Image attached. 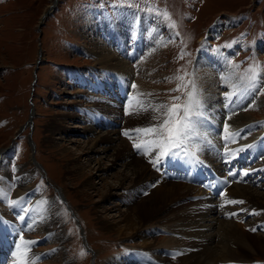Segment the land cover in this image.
Instances as JSON below:
<instances>
[{"label": "rangeland", "instance_id": "rangeland-1", "mask_svg": "<svg viewBox=\"0 0 264 264\" xmlns=\"http://www.w3.org/2000/svg\"><path fill=\"white\" fill-rule=\"evenodd\" d=\"M48 9L51 11L42 21ZM127 13L134 19L131 24L134 22L137 26L135 16H138L145 20L149 28L156 27L149 43L134 58L126 57L125 52H118L114 37L106 38L104 34V30L107 32L106 29L116 28ZM102 48L115 54L105 63L100 58ZM223 54L226 63L245 87L252 75L249 69L255 66V70L261 72V66H264V0H0V166L3 162L5 165L0 167V219H5L7 229L18 225L16 227L23 231L22 221L15 223L16 204L29 206L31 203L34 207L40 202L46 219L54 216L53 212L47 213V204L54 201V213L59 221L58 225H52L49 233L29 231L24 226L26 232H23V239L34 242L29 249L35 252L34 256L37 255V263L113 264L111 258L128 253L129 248L144 247L141 244L145 239H118L117 231L105 225L106 220H118L119 211L115 208L106 210L103 206L111 207L113 201H121L114 199V194L102 201L100 193L105 192L108 184L116 182L110 174L119 171L120 165L111 166V158L103 156L101 166L106 170L112 168L107 170L109 175H102L104 180H101L95 174V156L98 160L100 153L97 150L98 153L88 162L84 153L88 150L87 146L97 141L101 129H116L118 134L117 130L127 124L115 121L116 114L110 110L115 104L127 116L131 107L141 102L145 95L147 101L151 98L170 107L173 104L185 105L189 93H194V99H202L205 110H212L218 116L229 112L230 116L235 108L236 112H243L241 121L245 126L252 127L251 133L255 131L253 134H258L264 130V92L260 89L254 92L261 98L257 107L249 110L244 104L238 106L235 102L229 104L232 110L227 111L228 104L220 98L228 95L230 87L214 77L222 69L215 70L200 63L204 55ZM39 59L41 61L36 68ZM120 60L130 65L132 70L128 80L131 85H125L128 92L122 93L125 98L133 95L123 105L119 100L113 102L109 99L108 93H113V86L122 89L118 84L121 78L115 74L118 70L114 68ZM203 67L209 71L204 72ZM261 78L264 79V72H261ZM208 79L214 85L212 89L207 84ZM178 86L179 90L175 91ZM104 101L106 107L102 106ZM183 115L181 111L178 118ZM96 117L98 122L94 120ZM133 118L136 119L137 114L134 113ZM204 120L207 121L206 118ZM145 127L138 126L140 129ZM134 131L144 135L138 129L128 132ZM251 133L248 134L253 135ZM121 135L128 147L134 143L125 134ZM145 140L143 136L135 141ZM222 141L225 142L224 138ZM140 144L142 152L148 144ZM100 147L97 146L98 149ZM226 152L229 151L224 150ZM5 153L7 161L3 160ZM261 154L262 161L259 163L263 166L264 151ZM139 155L135 157L146 159V164L150 165L145 156ZM20 168L24 171L19 172ZM245 168L242 167V170ZM7 170L11 172L10 176ZM158 170L165 173L160 168ZM29 172L28 184L31 183V187L20 196L16 183ZM263 173L252 176H258L259 183L253 187L262 192L264 178L261 181L260 176ZM161 177L155 180V184L162 181ZM155 184L150 185L151 189H155ZM231 189L229 187L224 195L230 194ZM144 193L148 195V192ZM231 196L237 198L234 194ZM205 197L199 195L188 200L197 202ZM241 205L235 211H242ZM120 206L126 208L122 204ZM252 207L254 218L264 213L263 207ZM225 215L224 219L233 220L246 232L252 235L259 233L257 228L245 224L250 215L243 219L232 215L227 218ZM213 218L208 214L203 223L208 225L214 221ZM263 221L257 220L256 225ZM170 223L173 221L153 223L145 232L148 236L146 244L150 245V240L156 239L151 244H156L161 254H165V249H174L175 242L171 239L182 236L170 229ZM2 227L3 222L0 223V234L4 232ZM258 231L264 233L263 230ZM57 232L63 235V240L51 239ZM209 232L216 237V230L209 229L206 233ZM0 250L7 253L11 248L2 247ZM250 252L255 262L264 261L263 253L254 249ZM177 256L168 257L169 261L165 263L186 264Z\"/></svg>", "mask_w": 264, "mask_h": 264}, {"label": "bare ground", "instance_id": "bare-ground-1", "mask_svg": "<svg viewBox=\"0 0 264 264\" xmlns=\"http://www.w3.org/2000/svg\"><path fill=\"white\" fill-rule=\"evenodd\" d=\"M135 12H137V10ZM138 15L141 14L138 13ZM135 17L137 18L135 21L137 26L134 25V22L131 24L134 19L127 13L123 18L121 17L122 19L120 23L118 22L119 24L116 28L106 29L107 32L104 30L106 38L112 36L114 40L117 41L118 52H125L126 57L129 58H134L139 51L144 49V46L149 43L152 38V33L155 32L156 28H149L144 19L138 16ZM128 39H132L131 42H127ZM114 52L117 51L115 50ZM112 54V51H107L106 48H102L100 52L102 62H107L108 59L112 57ZM114 56L115 54H113V57ZM226 62L224 54L219 56L204 55L200 59L202 65L216 68L215 70L222 69V71L214 77L220 79L230 87L231 91L228 95L220 98L226 105L228 104L229 106L228 97L231 96V103L236 102L238 106L244 104L249 110L257 107V105H259L258 103H261L260 96L254 92H245V84H243V82L241 84V81L236 77L237 74L233 73V68ZM117 63V67L114 68H116L118 72L115 74L119 75L121 78L122 82L119 80L118 84L120 83V88L122 89L119 90L113 86L111 87L113 88V93L112 91H108V93L110 94L109 99L113 100V102L119 100L118 102L123 105L126 104L133 95L132 94L129 98H125L124 93H122V91L126 92V90L128 92L126 86L131 85L128 83V80L132 70L131 66L127 65L125 61L120 60ZM205 69L206 68H204V72L209 71ZM209 79L207 80V84H209L212 89L214 85H212ZM122 83L124 85H122ZM111 97H115V99ZM146 97V95L143 96L141 102L131 107L129 110L130 115L128 114L127 116L123 114L122 109H119L116 104L115 107H110V110L116 114L115 116L117 119L115 121H121L127 124H125V126H123V124L122 129L117 130L119 131L118 134L116 133V129H110L108 131H102L103 129L100 131L98 130L99 134L97 141H94L93 145L87 146L88 150L84 152L86 156H88L86 162L91 161L90 159H93V156L98 152L100 153V156L98 155V160H96L97 156H95V174L101 180H104L102 175L106 174L109 168H112L106 167V170L104 166H101L103 156L107 155L111 158V166L119 164L121 167L115 174H110V176L115 177L116 182H109V187L106 188L105 192L100 193L102 201L109 198V195L112 194H114V199L121 201V203H118V201H111L113 203L111 207L103 206L106 210L115 208L114 210L119 211V219L116 221L106 220L107 224L105 225L110 230L117 231L118 239L128 238L131 241H136L138 238L145 239V242L141 244L144 247L135 246L136 248H129L128 253L124 255L121 254L116 259L111 258V262L113 264H166L165 261H169V258L178 255L177 257H181L186 264H264V261L255 262L250 252V249H254L264 254V233L258 231H264V221L256 225L257 220L264 219V213L257 218H254L255 216L251 214L254 210L252 206L264 208V192L253 187V185L257 186L259 183V180L256 179L258 176L252 177L260 172H264V165L262 166L259 163L262 161L260 158L262 157L261 153L264 151V130L258 134H253L256 133L255 131L251 133L252 127L250 128L249 125L245 126L241 121L243 112H239L238 110L236 112L235 108H233V110L230 106L227 108V111H233L230 116L229 112L227 114L226 112L220 113L218 116V114L214 113L212 110H205L203 107L204 105H202V108L199 109L202 115L198 118L194 117L197 121L194 129L195 134L184 146L189 154L181 152L179 156L168 155L160 159L158 163H154L160 150L152 145H147L141 152L143 148L137 149L135 145L138 144V142L135 140L145 136L146 140L144 142H139V144L143 143L144 145L146 141L156 139V136L152 134L146 135L144 133V135H142L141 133L138 134V132L136 134L135 131L128 132L132 129L139 130L140 128H138V126L140 127L141 125L153 127L154 124L157 123L156 126H158L165 119L163 115L164 108L157 107L161 104L151 100V98L147 101L145 99ZM211 97L214 98V96ZM225 104L222 105L225 106ZM102 106L106 107L105 101ZM224 106L223 108H225ZM134 113L137 114L136 119L133 118ZM209 114L214 116V118ZM105 116L108 118L107 115ZM205 118L207 121L204 120ZM97 119L96 117L94 120L98 122ZM225 125L228 126L227 131H225ZM126 127L128 129H125ZM243 127L245 128L244 130ZM125 133L131 134L132 136H127ZM229 133L234 134L233 138L227 142H223L222 139ZM119 134H125L124 136L129 137L127 138L129 140L132 139L134 143L128 147L125 142L126 139L122 135L119 136ZM210 141L211 143H209ZM98 145H101L102 148L100 147L101 149H98ZM240 148H244L245 150L237 152L236 150ZM226 149L233 154L225 155L224 150L227 151ZM140 152L142 154H140ZM136 154L145 156L149 160L150 165L146 164V159L135 157ZM2 156L3 160L7 161V153ZM185 163L189 165V169L192 171L193 175H202L205 178L198 183L189 180L187 172L177 169L178 166ZM3 164L4 162L1 163L2 168L5 166ZM151 166L153 168L155 167V171L152 170L153 168ZM245 166L247 168H245ZM242 167L245 169L242 170ZM157 168H160V170L162 169L166 174L160 173ZM237 168L239 169V173L235 170ZM21 171L24 170L20 168L19 172ZM6 172L9 176L11 175V172L9 173L8 170ZM158 173L162 177L158 176ZM29 175L30 172L26 177H20V181L16 183V186H18L17 194L20 196L31 187V183L28 184L30 179ZM105 177H107V175H105ZM159 177L163 178L162 181L156 182L155 184V180ZM209 177L210 180L208 179ZM174 178L182 181H177V179L174 180ZM263 178L264 173L260 176V180L262 181ZM151 183L155 184V189H151ZM209 183H214L212 190L203 187L205 184ZM215 184L217 187L221 184L222 186H227V188L223 193H220V191L218 192V188L215 187ZM229 187L232 188L230 194H234L237 198H233L229 193L227 196L224 195ZM144 192H148V195L145 196ZM130 193L132 195H129ZM199 195L206 196L207 198L205 197L204 200L197 202H190L188 200L189 197H196ZM211 198L214 200H211ZM26 199L29 200L30 197H26ZM229 201L232 202L230 203ZM50 202L51 201L47 204V213L51 214L53 212L54 216L46 219L43 216L44 209L40 202L34 207H31L33 205L30 202V204H28L29 206H24V203H22V206L16 204L17 218H15V223L22 221L24 224L22 226L23 231L19 230V227H16L18 225L7 229L5 219H0V221L3 222L2 230L4 231L0 234V249L2 247L11 248L7 253L3 252L4 250H0V264H20V261H27V264H39L35 261L37 255L34 256L35 252L31 251L29 246H26L24 249L25 255H20L21 249L19 245L22 244V241L18 233L24 236L23 232H26V230H24L25 224H32L33 227L29 231L49 233L52 230V225L57 224L59 221L56 212L54 213V211H56L55 203L54 201L52 204ZM121 204L126 206V208L122 209L120 206ZM209 204H211V206H209ZM240 204H242L241 207H243V210L239 212L235 211ZM208 214L214 217V221L206 225L203 223V220ZM224 214H226V217L232 215L233 217L239 216L238 218L241 219L251 216V218L246 220L245 224L249 227L252 226V228H257L258 230L256 229V231L259 233L252 235L246 232V230L241 228V226L233 220L224 219ZM21 217L24 219L21 220ZM169 220L173 221V223L169 224L170 229L176 234H182V236L178 239H171L173 243H176H174V249L173 247L165 249V254H161V252L159 253V247L154 243L151 244L155 242L156 239L150 240L152 241L150 245L146 244L148 236L145 232L152 227L150 226L151 224L166 223ZM254 221L255 224L252 225ZM241 225L243 226V224ZM209 229L213 231L216 230V237H212V232L206 233ZM149 232L152 234V231ZM216 238L217 242L215 241ZM51 239L54 241H61L63 240V235L57 232L55 235L51 236ZM14 240H19L20 242H12ZM214 242H216L215 246H212ZM155 256L160 258L157 259Z\"/></svg>", "mask_w": 264, "mask_h": 264}, {"label": "snow or ice", "instance_id": "snow-or-ice-1", "mask_svg": "<svg viewBox=\"0 0 264 264\" xmlns=\"http://www.w3.org/2000/svg\"><path fill=\"white\" fill-rule=\"evenodd\" d=\"M248 71H250L252 75L248 77L249 82L245 88V92H255L257 89H260L261 92H264V87H262V85H264V79L261 78V72H264V66H261V72H257L255 70V66ZM178 90L179 86L177 89H175V91ZM173 99L180 98L174 97ZM228 99L229 103H231V96H229ZM157 107L166 109V112L163 114L165 119L162 121V123H160L158 126L138 130L139 132H143L146 135L152 134L156 136V139L145 142L146 144L152 145L160 150L159 155L156 156L154 163H158L160 159L168 155L179 156L181 152L189 154L184 146L186 142L189 141L195 134L194 129L197 121L194 119V117L198 118L202 115V113L199 111V109L202 108V99H194V93H189L188 103L185 105L173 104L169 107L166 104H162ZM181 111H183L184 115L183 117L178 118ZM227 127L228 126L225 125V131H227ZM125 134L128 135V133ZM233 136L234 134L229 133L224 136V140L227 142L231 140ZM135 147L140 149L142 145L138 143L135 145ZM244 150V148H240L236 151L242 152ZM232 154L233 153L231 151L225 153V155ZM229 202L231 203L232 201ZM12 203H16V201H13ZM23 219L24 218L21 217V220ZM0 223H2V221H0ZM25 227L31 230L33 226L32 224H27ZM253 231H255V229H253ZM18 236L22 241V244L19 245V248L21 249L20 255H25V247H30L34 242L24 240L20 233H18ZM20 264H27V261H20Z\"/></svg>", "mask_w": 264, "mask_h": 264}, {"label": "water", "instance_id": "water-1", "mask_svg": "<svg viewBox=\"0 0 264 264\" xmlns=\"http://www.w3.org/2000/svg\"><path fill=\"white\" fill-rule=\"evenodd\" d=\"M51 7H52V6H51ZM50 11H51V9H48V10L44 13L43 18H42V21H44V19H45L46 16L50 13ZM41 51H42V50H41ZM40 61H41V59L38 60V63H37L36 68L39 66Z\"/></svg>", "mask_w": 264, "mask_h": 264}]
</instances>
